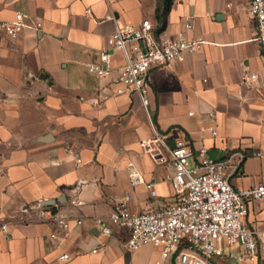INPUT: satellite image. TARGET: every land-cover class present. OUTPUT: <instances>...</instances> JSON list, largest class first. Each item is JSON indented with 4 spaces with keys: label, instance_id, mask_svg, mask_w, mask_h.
<instances>
[{
    "label": "crops",
    "instance_id": "obj_1",
    "mask_svg": "<svg viewBox=\"0 0 264 264\" xmlns=\"http://www.w3.org/2000/svg\"><path fill=\"white\" fill-rule=\"evenodd\" d=\"M158 5L0 0V20L20 11L30 26L15 37L0 32V225L7 226L0 264H59L62 254L65 264H171L152 246L126 250L121 229L105 236L95 227L108 224L124 196L133 214L174 200L172 166L154 164L140 148L151 125L169 144L184 139L195 155L204 149L205 159L236 164L243 156L229 179L234 189L264 186V63L246 0H172L162 35L173 37L188 19L186 35L204 44L183 63L150 70L149 119L135 94L112 96L109 80L89 72L116 24L155 22ZM114 55L110 68L122 64ZM76 198L82 205L72 204ZM38 203L67 218L68 229L41 217ZM247 206L246 223L264 233V200Z\"/></svg>",
    "mask_w": 264,
    "mask_h": 264
},
{
    "label": "built area",
    "instance_id": "obj_2",
    "mask_svg": "<svg viewBox=\"0 0 264 264\" xmlns=\"http://www.w3.org/2000/svg\"><path fill=\"white\" fill-rule=\"evenodd\" d=\"M248 12L253 19L256 36L254 41L264 63V0H246ZM86 14L88 11L85 12ZM27 15L17 11L14 20H0V32L15 37L21 30L29 28ZM39 27V25H37ZM158 25L143 19L138 25L116 24L106 40L105 49L99 53V61L88 65L90 73L100 79H108L111 95L135 94L148 119L147 106L150 89L149 72L152 69L183 63L187 55L194 54L204 44L201 40L188 37L191 24L186 19L183 28L173 37L156 33ZM115 53L122 56V64L108 67ZM256 75H251L255 79ZM152 135L140 142L141 151L156 165L169 163L173 168L171 186L174 200L138 214L127 208L129 196L119 198L109 216L108 224L95 222L100 234L110 236L112 228L126 233L124 248L136 251L143 246H152L164 262L171 264H212L215 259L234 261L235 264H264V233L258 234L246 223L248 203L264 200V186L249 190L234 189L229 179L238 171L243 156L236 164L230 159H205V150L195 155L184 139L169 144L167 136L151 125ZM212 137L216 130L209 128ZM196 162H195V161ZM130 181L138 180L130 176ZM148 189L151 184L146 186ZM74 205H82L76 198ZM32 207H25L27 212ZM41 217H47L63 229H68L67 218L52 214L45 203L36 205ZM81 221L77 220L76 224ZM7 226L0 225V232ZM59 241V236H53ZM94 238V237H93ZM99 252L98 248L90 254ZM59 264L69 261V256L58 257ZM166 264V263H164Z\"/></svg>",
    "mask_w": 264,
    "mask_h": 264
},
{
    "label": "trees",
    "instance_id": "obj_3",
    "mask_svg": "<svg viewBox=\"0 0 264 264\" xmlns=\"http://www.w3.org/2000/svg\"><path fill=\"white\" fill-rule=\"evenodd\" d=\"M158 7L155 12V22L158 25L156 33L164 32L167 25V15L172 6V0H158Z\"/></svg>",
    "mask_w": 264,
    "mask_h": 264
},
{
    "label": "rangeland",
    "instance_id": "obj_4",
    "mask_svg": "<svg viewBox=\"0 0 264 264\" xmlns=\"http://www.w3.org/2000/svg\"><path fill=\"white\" fill-rule=\"evenodd\" d=\"M115 56V55H114ZM111 62L112 63H115V64H119L120 62L118 61V59L117 58H113L112 60H111ZM121 64V63H120ZM154 258V255H153V257H152V259ZM230 262V264H235L234 263V261H229Z\"/></svg>",
    "mask_w": 264,
    "mask_h": 264
},
{
    "label": "water",
    "instance_id": "obj_5",
    "mask_svg": "<svg viewBox=\"0 0 264 264\" xmlns=\"http://www.w3.org/2000/svg\"><path fill=\"white\" fill-rule=\"evenodd\" d=\"M48 203H46V205H47Z\"/></svg>",
    "mask_w": 264,
    "mask_h": 264
}]
</instances>
